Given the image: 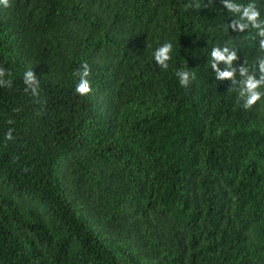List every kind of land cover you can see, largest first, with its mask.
I'll return each mask as SVG.
<instances>
[{
	"label": "trees",
	"instance_id": "trees-1",
	"mask_svg": "<svg viewBox=\"0 0 264 264\" xmlns=\"http://www.w3.org/2000/svg\"><path fill=\"white\" fill-rule=\"evenodd\" d=\"M9 2L0 264H264V97L245 109L239 94L241 67L259 77L264 37L228 28L239 17L221 0ZM166 42L165 69L154 52ZM225 46L237 59L218 67L235 84L211 68Z\"/></svg>",
	"mask_w": 264,
	"mask_h": 264
},
{
	"label": "clouds",
	"instance_id": "clouds-1",
	"mask_svg": "<svg viewBox=\"0 0 264 264\" xmlns=\"http://www.w3.org/2000/svg\"><path fill=\"white\" fill-rule=\"evenodd\" d=\"M222 6L228 9V12L232 13L234 16L238 15L239 19H231L228 28L232 31L244 32L246 29L252 28L257 30V34L260 37H264V19L261 18V12L258 9L254 0L245 4L232 2V0H221ZM0 5H3L5 8L10 7L9 0H0ZM191 7L192 5H188ZM197 8L200 5L197 3L195 5ZM259 46L261 50H264V39L259 41ZM173 45L170 42H166L158 47L154 52V60L156 64L161 68L168 67V61L171 59V52ZM211 68L216 73V78L218 80L223 79H232L233 83H236L235 80V70H225L221 71L218 67L220 62H223L231 68L232 62L237 59L235 52H230L229 48L225 46L222 50L220 47H214L211 50ZM82 70H78L74 75L79 77V82L76 85L75 91L80 95H87L92 91L91 83L88 79L90 75V68L87 63H84ZM258 72L259 77L255 72L249 74V70L246 67L240 68V97L244 99L243 107L245 109L251 108L258 101L264 97V91L260 89L264 87V59L258 61ZM6 75L4 68H0V86H10L11 81H5L2 79ZM179 78L181 86L186 87L189 84V73L187 71H179L176 73ZM23 80L25 85H27L25 91L31 90L33 96H38L39 92V81L35 73L29 69L24 72ZM12 130L9 129L6 134L7 139H12Z\"/></svg>",
	"mask_w": 264,
	"mask_h": 264
}]
</instances>
